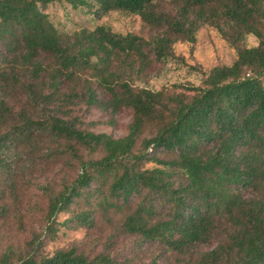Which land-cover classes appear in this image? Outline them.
Here are the masks:
<instances>
[{
  "label": "trees",
  "instance_id": "trees-1",
  "mask_svg": "<svg viewBox=\"0 0 264 264\" xmlns=\"http://www.w3.org/2000/svg\"><path fill=\"white\" fill-rule=\"evenodd\" d=\"M57 1L0 0V180L24 143H41L38 157L71 173L47 187L42 232L10 246L0 264H118L72 245L42 252L61 227L93 228L99 216L182 258L216 242L192 264H264V0H170L167 8L153 0H64L94 6L96 15H136L156 32L149 38L104 25L61 31L46 12ZM203 26L234 49L230 64L213 66L197 85L136 84L153 63L175 56V42L193 45ZM15 89L28 94L31 113L9 105ZM80 94L112 115L130 109L126 134L36 112L39 103ZM6 213L1 207L0 217Z\"/></svg>",
  "mask_w": 264,
  "mask_h": 264
},
{
  "label": "rangeland",
  "instance_id": "rangeland-1",
  "mask_svg": "<svg viewBox=\"0 0 264 264\" xmlns=\"http://www.w3.org/2000/svg\"><path fill=\"white\" fill-rule=\"evenodd\" d=\"M157 8H167L170 0H153ZM94 6L71 7L67 2L57 1L48 4L46 12L55 26L65 32H76L80 29L91 30L97 25H104L119 34L132 32L144 38L156 34L146 26L138 16L119 11H111L104 15H96ZM248 46L256 45L253 36L246 37ZM175 56L162 62L153 63L143 74L141 81L136 84L156 90L161 86L172 84H199L204 72L213 66L230 64L235 51L217 31L203 26L196 34V42L191 45L177 41L173 45ZM0 58V68H1ZM22 81L28 82L25 78ZM264 81V80H263ZM62 88V91H65ZM28 94L21 89L11 92L9 105L13 110L31 109L26 106ZM101 98V95L99 96ZM54 104V103H53ZM37 114L56 110L57 116L82 122L84 128L93 132H104L114 138L126 134L127 125L131 118V110L122 108L115 114L102 106H88L82 95L71 100L61 99L54 105L39 103ZM22 154L14 165L10 175L4 174L0 180V208L6 207L7 213L0 217V256L10 248L21 247L31 238L33 232H42V217L46 205L47 187H54L61 179L71 174L69 169L61 163L44 160L38 151L43 150L41 143H24L21 145ZM33 153V151H35ZM150 164L147 165V167ZM69 215L60 214L59 221ZM99 216L95 219L93 228L61 227L57 238L47 241L42 248L44 254H51L58 248L76 246L88 257L99 253L113 256L118 264H192L190 260L198 252L206 251L216 245L200 246L191 255L180 257L166 250L158 242H143L133 235L123 234L118 226L103 223Z\"/></svg>",
  "mask_w": 264,
  "mask_h": 264
}]
</instances>
